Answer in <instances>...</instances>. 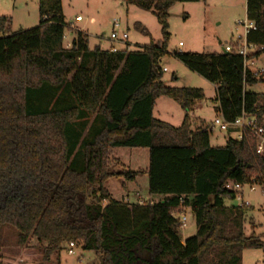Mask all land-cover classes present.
I'll return each mask as SVG.
<instances>
[{"label": "trees", "instance_id": "16d2710c", "mask_svg": "<svg viewBox=\"0 0 264 264\" xmlns=\"http://www.w3.org/2000/svg\"><path fill=\"white\" fill-rule=\"evenodd\" d=\"M125 1L156 16L161 41L112 52L89 48L87 34L75 29L65 47L61 0H38L31 28L12 31L11 18L0 16V228L13 226L20 245L34 238L44 262L73 242L100 264H242L244 249L264 248L263 234L253 232L254 206L224 205L234 193L223 185L264 184V156L247 137L210 146L208 126L192 129L189 115L203 90L162 80L168 10L198 0ZM245 8L255 26L246 42L258 57L264 0H245ZM174 56L214 84L215 111L225 120L264 113V92L247 90L264 74L244 71L235 50ZM160 96L183 109L180 125L153 117ZM116 147L147 148V168L125 176L146 174L147 193L158 200L112 197L105 185L117 175L109 165ZM183 208L196 226L184 240L177 217Z\"/></svg>", "mask_w": 264, "mask_h": 264}, {"label": "rangeland", "instance_id": "374dc122", "mask_svg": "<svg viewBox=\"0 0 264 264\" xmlns=\"http://www.w3.org/2000/svg\"><path fill=\"white\" fill-rule=\"evenodd\" d=\"M62 15L65 22L63 45L66 47L79 29L87 34L88 46H99L108 50L111 46L117 49L135 50L150 43L162 40L161 26L156 16L127 3L125 0H61ZM0 16H11V30L27 29L37 25L38 0H0ZM79 16V20H76ZM245 0H198L194 2H175L168 10L167 32L169 34L165 54L160 59V66L165 67L162 80L174 87H193L203 90L204 98L196 101L189 112L191 127L195 129L200 123L210 129L209 145L223 146L227 133L211 127L216 114L215 86L202 76L188 69L175 56L174 52H220L225 43L243 37V23H247ZM144 29L145 31H143ZM112 31L121 35L127 34L125 41L111 40ZM182 45L179 46L178 43ZM257 59V57H256ZM255 68L264 69V52L255 61ZM70 74L68 75L69 78ZM264 76V75H263ZM264 78V77H263ZM253 92H264V82L247 87ZM153 117L166 121L173 126L180 125L185 112L172 99L160 96L155 100ZM85 134V133H84ZM110 168L117 173L109 178L106 188L113 198L127 199L135 202L155 196H149L144 189L146 176L140 174L136 181L125 176L128 170L141 171L148 165L147 148L116 147L110 155ZM125 185V186H123ZM136 191L137 195H135ZM253 211V232L262 235L264 240V196L258 191H244ZM234 200H224L225 206H234ZM185 225L179 229L180 238L196 232L195 220L188 208L184 209ZM252 229L247 222L245 233ZM17 231L9 225L0 228V263L1 264H100V257L91 250H84L75 244L73 254L66 252V246L51 255L46 262L42 260L41 245L31 238L25 244L17 243ZM264 248H247L241 253L242 264H264Z\"/></svg>", "mask_w": 264, "mask_h": 264}, {"label": "built area", "instance_id": "2783aa9c", "mask_svg": "<svg viewBox=\"0 0 264 264\" xmlns=\"http://www.w3.org/2000/svg\"><path fill=\"white\" fill-rule=\"evenodd\" d=\"M79 18V16H76V20H79ZM243 26V37L241 38V35H239L235 41L225 43L222 47V51L229 52L231 50H235V52L243 58L244 71L251 70L254 72V75H262L264 74V69H258L254 67L255 61L257 60L254 56V53L257 51L258 48L256 45L246 42L247 33L249 32V30L254 29L255 26L253 22L249 20L247 23H243ZM110 39L125 41L127 39V34L123 32L121 35H119L117 32L112 31L110 33ZM69 45L70 42L66 47H69ZM178 45L181 46L182 43L179 42ZM108 50L114 52L118 49L116 47L111 46ZM161 70L162 72H165L166 68L161 67ZM211 127L217 128L220 132L227 133V138L230 137L237 140H242L246 137L252 138L254 140L255 154L264 156V113L256 114L246 113L243 111L234 120L227 121L222 117L220 112L216 111V114L211 122ZM223 186L228 191L234 193L233 200L236 203L235 206L238 207L252 206L248 200L244 199L245 190H247L248 192L258 191L262 196H264V184L255 182L253 180L242 183L233 180H227ZM142 201L144 200H142L139 196V200L137 202L141 203ZM177 217L180 220L181 226H184L186 221L184 208L183 211ZM74 247L75 244L73 242H69L66 246V252L68 254H73Z\"/></svg>", "mask_w": 264, "mask_h": 264}, {"label": "crops", "instance_id": "0c3cea01", "mask_svg": "<svg viewBox=\"0 0 264 264\" xmlns=\"http://www.w3.org/2000/svg\"><path fill=\"white\" fill-rule=\"evenodd\" d=\"M8 17H10L11 18V16H8ZM261 55V54H260ZM260 55L257 57V59L260 57ZM153 111V110H152ZM146 168H147V166H146ZM145 168V169H146ZM145 169H143V170H145ZM142 171V170H141ZM140 175V174H139ZM142 175H144V176H146V174H143L142 173ZM138 176V175H137ZM136 176V177H137ZM136 177L134 178V179H132L131 181H133V182H135L136 181ZM147 177V176H146ZM123 186H125V185H123ZM144 189H146L147 190V178H146V182H145V185H144ZM133 192H135V195L137 194L136 193V191H133ZM156 198H150L149 197V199H151V200H158L160 197L159 196H155ZM137 201H135V202H133V203H136Z\"/></svg>", "mask_w": 264, "mask_h": 264}, {"label": "water", "instance_id": "95a60500", "mask_svg": "<svg viewBox=\"0 0 264 264\" xmlns=\"http://www.w3.org/2000/svg\"><path fill=\"white\" fill-rule=\"evenodd\" d=\"M224 52H226V51H224Z\"/></svg>", "mask_w": 264, "mask_h": 264}]
</instances>
